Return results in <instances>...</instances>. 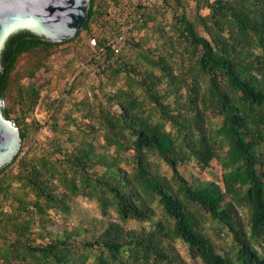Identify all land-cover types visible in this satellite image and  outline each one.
Returning a JSON list of instances; mask_svg holds the SVG:
<instances>
[{"label":"trees","instance_id":"trees-1","mask_svg":"<svg viewBox=\"0 0 264 264\" xmlns=\"http://www.w3.org/2000/svg\"><path fill=\"white\" fill-rule=\"evenodd\" d=\"M31 36L0 54L22 139L0 264H264V0H91L72 40ZM66 73L41 137L28 115Z\"/></svg>","mask_w":264,"mask_h":264},{"label":"water","instance_id":"water-1","mask_svg":"<svg viewBox=\"0 0 264 264\" xmlns=\"http://www.w3.org/2000/svg\"><path fill=\"white\" fill-rule=\"evenodd\" d=\"M91 0H0V54L8 39L26 30L31 37L50 43H65L84 28ZM4 45V46H3ZM0 70L4 67L0 63ZM0 96V167L15 162L22 148L21 133L4 114Z\"/></svg>","mask_w":264,"mask_h":264},{"label":"rangeland","instance_id":"rangeland-1","mask_svg":"<svg viewBox=\"0 0 264 264\" xmlns=\"http://www.w3.org/2000/svg\"><path fill=\"white\" fill-rule=\"evenodd\" d=\"M189 1H190V4H191V7L193 9H195V0H189ZM124 5H127V1H125ZM109 7H110L109 11L114 16L117 13H119V9L118 8H115L112 5L109 6ZM203 14L204 15L208 14V11H204ZM84 38L87 39V41H88V38H87L86 34H84ZM4 45H5V43H4ZM26 59H23L21 62L24 63L26 61ZM79 59H82V55L81 54L79 56ZM64 62H65V60H58V59L53 60V72H55L57 70L58 71L61 70L63 68V66H64L63 65ZM80 64H81L82 69L88 70L85 62L83 64L82 63H80ZM49 75H51V74H47V73H45L42 70L37 75V77L34 80L27 79V80H25L23 82V85H24L25 88H29L31 85H33V83L39 86L43 82V79L45 77H48ZM71 81L72 80H71V76H70L69 73H66L65 77L61 78L59 82H58V80L55 79L53 81V85L50 88L51 92H49L46 89L43 92L44 101L40 105H38V107H37L35 112L30 113L28 115L29 121L32 120L35 117L36 119H38L40 121V123H42L43 128H42V130L39 133V135L41 137H52L53 136V132H52L51 127L49 125L51 115H50V113L48 111V107L46 106V101L58 99L61 95H63L64 91L67 89V86H68L69 82H71ZM6 108H7V101L5 100L4 109H6ZM85 206L89 208L90 204L86 203ZM180 248H181L182 254L184 256H186L187 251H186L185 247L181 246Z\"/></svg>","mask_w":264,"mask_h":264},{"label":"built area","instance_id":"built-area-1","mask_svg":"<svg viewBox=\"0 0 264 264\" xmlns=\"http://www.w3.org/2000/svg\"><path fill=\"white\" fill-rule=\"evenodd\" d=\"M125 41H126V37L123 36L115 41L113 47L116 50V52H120L123 49V47L125 46ZM90 44L92 47H96L97 46L96 39H91Z\"/></svg>","mask_w":264,"mask_h":264}]
</instances>
